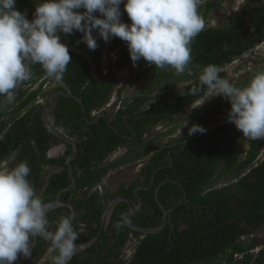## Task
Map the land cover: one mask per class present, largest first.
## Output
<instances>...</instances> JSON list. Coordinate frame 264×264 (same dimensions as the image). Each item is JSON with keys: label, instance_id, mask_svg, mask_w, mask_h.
Segmentation results:
<instances>
[{"label": "trees", "instance_id": "1", "mask_svg": "<svg viewBox=\"0 0 264 264\" xmlns=\"http://www.w3.org/2000/svg\"><path fill=\"white\" fill-rule=\"evenodd\" d=\"M22 1L23 6L30 9L32 19L35 6L41 0ZM200 1L203 4H199L197 11L203 20L221 5V0ZM126 20L131 23L127 13ZM232 20L233 23L220 28H206L204 24L203 30L190 45L192 60L183 73H177L170 66L157 68L142 59L136 82L146 85L128 101L126 108L113 114L115 119L108 115L100 117L95 123L83 117V109L88 119H93L91 111L110 101L117 79L113 77L99 82L91 75L89 60L69 50L72 61L67 65L62 79L81 98L83 104L61 95L56 109V122L65 126L69 136L81 139L78 142L79 152L72 161L78 186L67 195L76 200L81 211L79 224H88V232L80 235L77 241L90 240L100 230L106 203L99 198L98 193L91 192L92 188L113 167L134 161L149 152L146 149L138 155L103 166L104 159L126 142L124 135L131 134L135 128L136 140H141L142 135L153 126L162 120L174 121L177 113L184 112L186 106L203 95V92L191 94L192 88L200 87L199 77L195 78L186 71L193 69L200 72L210 64L220 69L264 41V0H247L245 8L232 16ZM81 38L82 33L78 31L71 35L61 34L63 43L86 47ZM102 44L103 39H97L98 47L90 50L100 68ZM110 49L118 53L114 69L124 67L131 60L126 43L120 38L113 37ZM31 70V78L22 82L14 94L22 86L34 84L46 74L40 64L32 65ZM219 74L225 77L226 71H219ZM192 78L191 83L181 84L182 80ZM155 90L158 92L154 95L152 93ZM122 92L123 88L120 87V99L124 97ZM43 93V84L35 90L24 92L14 112H10L13 104L6 105L7 98L0 96V165L14 154L17 159L10 162V169L21 162H27L31 170L27 179L35 193L39 191V197L44 202L55 198L61 189L71 184L66 160L73 146L68 145L64 155L48 156L50 143L52 140L57 141V138L43 123L42 104H35L38 96ZM230 107L227 99L217 98L190 114L188 128L194 124L200 125L206 129L204 133L171 140L168 147L161 143L157 145L159 151L149 160L145 168L148 177L143 183L148 185L152 180L153 188L139 193L144 201L140 216L144 219L139 224L149 228L161 224L163 209L160 201L170 213L166 227L149 234L134 231L137 238L145 236L137 244L133 256L126 259L123 250L130 240L131 229L126 224L129 204L120 202L105 238L109 244L115 238L116 244L110 245L104 253L101 249L95 252V256L84 259L81 253L76 252L69 264H264V248L259 252L251 251L259 244H264V239L251 237L256 228L264 223V156L261 157L264 139L249 138L246 151L244 144L247 138L227 120ZM124 115L128 117L127 122ZM109 119H112L111 122ZM80 127H88V130H78ZM45 165L59 166L62 170L49 174L46 181L48 171ZM225 176H230V182L239 178L226 186L216 187ZM157 186L159 201L155 199L154 192ZM84 189V195L79 197L80 190ZM129 189L122 185L121 192L134 194L133 189ZM135 199L138 201L137 196ZM62 216H70L67 208H58L50 212L47 218L57 221ZM53 226L56 227V224Z\"/></svg>", "mask_w": 264, "mask_h": 264}, {"label": "clouds", "instance_id": "2", "mask_svg": "<svg viewBox=\"0 0 264 264\" xmlns=\"http://www.w3.org/2000/svg\"><path fill=\"white\" fill-rule=\"evenodd\" d=\"M201 2L200 0H41L35 6L33 18L29 20L26 13L16 8V0H0V96H5L8 101H12L14 90L22 82L31 78V66L35 64H40L49 77L60 80L67 65L72 61L68 46L61 40V34L71 35L75 31L82 33V42L87 45L89 50H95L98 47L97 39L92 34L93 30H96L105 42L112 37H118L124 41L133 62L132 65L138 66V69L141 65L134 64L143 59L157 68L170 66L177 73H183L192 60L190 45L204 28L203 19L197 11ZM122 3L131 23L121 20L120 5ZM263 43L264 41L259 44ZM111 53L113 60L118 58L117 51H111ZM226 65L218 69L215 65L210 64L204 67L202 73L195 72L193 69L186 71L195 78L199 77L200 87L192 88L191 94L196 95L198 92H203L201 97L190 104L199 103L202 99L199 109L219 97L227 99L231 106L227 120L242 132L243 137L247 138L244 144V149L247 151L249 138L264 139V68L254 72L247 84L243 85L242 83L240 84L242 86L239 87L226 77L227 70L224 68ZM219 71H226L225 77L220 76ZM42 77L34 84L22 86L18 92L39 88V84L43 81ZM192 81L193 78L182 80L181 84L186 85ZM24 87L26 88L23 89ZM118 87L124 88L117 83V88L114 91L116 94L112 95L109 101L114 105L115 113L126 108L129 104L128 101L132 98L131 94L126 97V92L123 90L124 97L120 99ZM45 88L47 87L43 86V91ZM44 94L45 92L38 96L35 104L43 102ZM214 96L218 97L205 102ZM107 116L108 114H105L104 117ZM185 120L186 118L180 124ZM187 120L191 121L190 115ZM150 130L145 132V137H148L147 133ZM205 131L206 129L202 126L194 124L189 129V135ZM181 137L183 136L181 135ZM127 139L128 137L125 138L126 142L123 144H133L136 150L143 146L147 147L148 142L152 143L148 145L151 146L155 141L152 142L151 140L154 139L152 138L141 144L137 141L129 143ZM69 143L73 145L70 141ZM137 145H140L139 148L136 147ZM125 148L120 146L114 151V154L119 153L120 155V157L117 155V160L131 157L128 155L129 153H124ZM13 159L11 156L3 161L4 164L0 165V264H14L18 259V254L29 256L30 241L35 237H43L51 244V247L47 251L45 250L44 256L39 257L35 264H69L77 251L76 242H82L77 241L78 233L76 232L77 226L81 225L79 224L80 209L75 227L73 226L74 216H71V211L67 207L60 206L53 209L52 211L58 208H67L70 216L60 217L55 221V230L50 231L52 228L54 229V226L52 224L49 227L44 206L46 202L43 203L42 199L37 196L27 179L31 171L30 167L27 162H21L16 167L8 169V165ZM238 178L234 179L237 181ZM105 180L104 178L97 183L91 192L100 193L103 185H107ZM230 183H221L220 181L216 187H223ZM79 196H81L80 193ZM64 197L67 196L64 195ZM67 198L74 199L73 197ZM112 199L114 198H110V200ZM256 233L257 230L251 237H254ZM138 239L135 236H130V240L123 250L126 259L131 258L135 253L137 247L135 243ZM260 246H264V244H259L251 251L255 252L254 250ZM82 251H78V253ZM57 252L58 255H56Z\"/></svg>", "mask_w": 264, "mask_h": 264}, {"label": "flooded vegetation", "instance_id": "3", "mask_svg": "<svg viewBox=\"0 0 264 264\" xmlns=\"http://www.w3.org/2000/svg\"><path fill=\"white\" fill-rule=\"evenodd\" d=\"M207 0H203V2H206ZM200 4H203L202 2L200 3ZM246 4H247V0H246V3L243 5V7H242V9L241 10H237L236 11V13H233L232 15H230L229 17H227V19H226V21L225 22H223V23H221V24H217V23H215L214 24V22H210L209 21V19H210V16L213 14V12L215 11V9H219L220 10V8L219 7H216V8H214L211 12H210V14L203 20V22H204V24H205V27L206 28H209V27H213V28H220V27H224L225 25H230L231 23H233L232 21V16H234V15H237V14H239V12H241L244 8H245V6H246ZM24 4H23V1L22 0H16V8L19 10V11H21V12H23V13H26L27 14V18L29 19V20H31V16H32V14H31V11H30V9L29 8H27V7H25V6H23ZM199 6V5H198ZM86 48H88L87 46H86ZM142 59L141 60H139V61H137L134 65H136V64H138V65H141V63H142ZM113 63H112V69H111V75H110V77L107 79V80H110V79H112L113 77L114 78H116L117 79V83L118 84H120L119 83V72L122 70V68H120V69H118V70H116V69H114V66H115V64H116V62H117V59L115 58L113 61H112ZM130 62H131V64L130 65H132L133 64V62H132V60H130ZM201 71H203V70H200V72ZM202 73V72H201ZM42 82L39 84V86H41L42 84H43V86H46V87H48L49 89H47V90H45L44 92H45V94H44V99L45 100H43V102H41V103H39V104H42V106H43V110H42V116L44 115V114H46V116L48 117V119H49V121H50V123H51V125L59 132V133H61V136H64V137H58V136H56L55 134V137L57 138V141L56 140H52L51 141V143H50V147H49V150H48V156L49 157H59V156H61V155H64V153L66 152V150H67V148L69 147L68 145H71L70 143H69V141L67 140V139H73V140H75L76 142H77V144H78V142L81 140L80 138H78L77 136H72V137H70L69 136V134H68V132L66 131V129H65V126H63V125H59V124H57V119H56V109H58V105H59V99H60V97H61V95L62 96H65V97H67V98H73V97H68V96H66V95H64L62 92L63 91H65V89L62 87V85H60L59 84V82L54 78V77H49L47 74H45V75H43V77H42ZM107 80H105V81H107ZM104 81V82H105ZM54 83H56L54 86H50L49 84H54ZM121 86H123L124 88H123V90H124V92H126V88H125V86L121 83L120 84ZM26 87H24L23 89H25ZM116 88H117V84H116V87H115V90H116ZM119 88V87H118ZM128 89V88H127ZM72 90V89H71ZM114 90V91H115ZM141 90V89H140ZM139 90V91H140ZM72 92H73V90H72ZM74 93V92H73ZM114 94H116V92L114 93H112V95H114ZM112 95H111V97H112ZM132 95V97L133 96H137L138 95V92H136V93H133V94H131ZM78 97V96H77ZM73 99H75V98H73ZM111 99V98H110ZM3 100H5L4 98H3ZM76 100V99H75ZM78 101V100H77ZM6 103H9V102H6ZM9 104H12V103H9ZM9 104H7V105H9ZM82 105V104H81ZM30 108V107H29ZM114 109H115V107H114V105L112 104V102H107V103H105L103 106H101V107H97V110L95 109V110H92L91 111V115L93 116V119H88V117H87V114H86V111L83 109V111H84V118H86L90 123H95V122H97L99 119H100V117H104L105 116V114H108V115H111L112 116V119L114 118H116V116L115 115H113V114H115V112H114ZM49 110V112H47ZM38 111H40V110H38ZM13 112V111H12ZM24 112H25V110H24ZM119 112V111H118ZM177 114H180V113H177ZM176 114V115H177ZM176 115H175V120L174 121H172V123L173 122H175L176 121ZM7 118H9V116H7ZM111 119V120H112ZM124 119L126 120V122L128 121V117H126V115H124ZM110 120V121H111ZM162 121H168V120H162ZM180 121V120H179ZM43 123H44V125L47 127V124H46V122L44 121V119H43ZM129 124V123H128ZM189 124V121L187 120V121H185V122H182L181 124H180V127H181V125L183 126V129L181 130V134H182V136H186V135H189V128H188V125ZM81 128H83V129H85V130H88V127H80V128H78V130H81ZM89 128H91V127H89ZM125 136V138H127L128 137V139H127V142H132V141H137V142H139V143H144L145 141H147V140H145V133L142 135V137H141V140H135V139H137L136 137H137V131H136V129L134 128V129H132V131H131V134H129V135H124ZM129 138H131V139H129ZM170 141V140H169ZM170 145V143H165V144H163V146L164 147H168ZM73 146V149H72V152L70 153V154H72L73 152H74V145H72ZM78 146H79V144H78ZM120 146H122V147H126L125 148V150H124V153H126V154H128V155H130V156H135V155H138V154H140V153H142V152H144L145 150H144V146L143 147H140L138 150H136L135 149V147L133 146V144H131V145H127V144H120L118 147H120ZM131 146H133V147H131ZM152 147H150V148H148V153L147 154H145V155H143V156H140L137 160H135V161H127V162H125V163H123V164H120V165H118V166H115V167H113V168H115V170H112V172L111 171H109V173H108V175L105 177V182L107 183V185H108V187H107V185H103V187H102V189H101V192L100 193H98V195H99V198L104 202V203H106V205H107V203H108V201L110 200V198H115V197H117V196H120V195H128V196H130V197H132L135 201H136V199H135V196H137V198H138V200H139V193L143 190V191H145V192H147V191H149L150 190V188L152 189L153 188V181L151 180V182L148 184V185H146V184H144L143 185V183H145L146 182V180H147V175H148V172H146V170H145V168L147 167V165H148V162H149V160L159 151V148L158 147H156L157 146V144L155 145V147H154V145H151ZM117 147V148H118ZM79 148V147H78ZM116 148V149H117ZM116 149L115 150H113L105 159H104V161H103V166H105L106 164H108V163H110V162H113V161H115V160H117V155L115 156V154H114V151H116ZM79 152V151H78ZM55 154H57V155H55ZM69 154V155H70ZM68 155V156H69ZM68 156H67V158H68ZM115 156V157H114ZM13 158L16 160L17 159V155L16 154H14L13 155ZM125 159V158H124ZM119 160H122V159H119ZM11 162V161H10ZM66 163H67V160H66ZM133 163H137V164H139L141 167L138 169V175L136 174L134 177H132V180H129V181H127V180H122V181H120L119 183H117V184H115V186L113 187L112 186V184L111 183H113V179L111 180V176H113V174H120L121 172H123V170L125 169L123 166H126V165H129V164H133ZM68 166V165H67ZM48 167L50 168H57V167H59V166H51V165H48ZM112 168V169H113ZM160 167H157V169H159ZM8 169H10L9 167H8ZM156 169V170H157ZM59 170H62V168L60 167V169ZM115 171V172H114ZM115 176V175H114ZM155 176V173L153 174V177ZM233 180H235V179H233ZM138 181V184H136L135 185V182H137ZM236 181V180H235ZM164 182V181H163ZM163 182H161V184L163 183ZM72 183V182H71ZM160 184V185H161ZM71 185V184H70ZM122 185H125V187H126V189H128V188H130L129 190H131V188L133 189V192H134V194H131L129 191H127V192H121V187H122ZM77 186H78V180H77ZM135 186V187H134ZM62 190V189H61ZM60 190V191H61ZM158 190V191H157ZM59 191V192H60ZM86 190L84 189V190H80V195L81 196H79V197H82L83 195H84V192H85ZM138 191V192H137ZM58 192V193H59ZM152 192V191H151ZM154 192H155V199L156 200H158L157 198H156V194L159 192V186H157L156 187V190H154ZM37 196H40V194H39V191H37ZM58 195V194H57ZM64 195L65 196H67L68 195V193L67 192H65L64 193ZM57 197V196H56ZM141 198V197H140ZM159 198V197H158ZM52 199H54V198H52ZM52 199H49L48 201H50V200H52ZM141 200H142V207H141V209H139L138 210V212L135 214V215H133V217H132V221H133V223L134 224H136V225H138V226H142V225H140L139 223L140 222H142L143 221V219L144 218H140V216H141V212H142V210H143V205H144V201H143V199L141 198ZM44 202H47V201H44ZM43 202V203H44ZM121 202H123V201H121ZM136 202H138V201H136ZM120 203V202H119ZM118 203V204H119ZM117 204V205H118ZM160 204V206H161V208L163 209V220H162V222H161V224L159 225V226H161L162 224H163V221H164V216H165V211H167L168 212V210L163 206V204L160 202L159 203ZM117 205H116V207H117ZM116 207H115V209H116ZM115 209H114V211H115ZM50 212H52V210L51 211H49V212H47L46 213V215H48ZM128 212H129V206H128V210H127V215H128ZM113 214H114V212H113ZM113 214H112V216H113ZM127 215H126V218H127ZM169 215H170V213L168 212L167 213V218H168V220H169ZM80 218L81 217H79V220H80ZM111 219H112V217H111ZM111 222V221H110ZM55 223V221H50L49 220V227H51L52 226V224H54ZM126 224H127V226H128V223H127V220H126ZM167 224H168V222H167ZM167 224L164 226V227H166L167 226ZM86 225H88V224H86L85 222L84 223H82L78 228H76V231H77V233H78V237L80 236V235H85L88 231H87V226ZM95 225H96V223H95ZM110 225V224H109ZM109 225H108V228H109ZM264 225V223L261 225V226H263ZM261 226H259V227H257L256 228V230L258 229V228H260ZM101 227V226H100ZM129 227V226H128ZM55 228L56 227H54V229L52 228L50 231H54L55 230ZM108 228H107V230H106V232H105V234H104V236H103V239L96 245V246H93V247H91V248H88V249H85V250H83L82 252H80L81 253V257L84 259V258H86V257H90V256H95L97 253H95L96 251H99V250H101V252H106V250L109 248V246L110 245H112V244H116V239L115 238H113V239H111V241H110V244H109V242H107V241H105V238H106V234H108ZM130 228V227H129ZM131 230H130V236L131 237H133L134 236V231H138V230H134V229H132V228H130ZM259 230V229H258ZM99 232H100V230H99ZM98 232V233H99ZM97 233V234H98ZM96 234V235H97ZM39 238V240H38V243L37 244H35V238H32L31 239V241H30V243H31V251H30V255L29 256H27V257H25L24 255H22V254H18V259L14 262V264H35V262L38 260V258L39 257H43L44 256V251L46 250L47 251V249L49 248V247H51V244H50V241H47V240H44V241H42L43 239V237H38ZM142 239V236L137 240V243L140 241ZM262 239H264V238H262ZM82 242H84V241H82ZM137 243H135L136 245H137ZM135 245V246H136Z\"/></svg>", "mask_w": 264, "mask_h": 264}, {"label": "rangeland", "instance_id": "4", "mask_svg": "<svg viewBox=\"0 0 264 264\" xmlns=\"http://www.w3.org/2000/svg\"><path fill=\"white\" fill-rule=\"evenodd\" d=\"M245 3H246V0H221V5L219 7L220 10L218 8L215 9L213 14L210 16L209 21L211 23L214 22V24L215 23L221 24V23L226 21L227 17H229L233 13H236V11L238 9L241 10ZM130 63L126 64V66L119 72V76H118L119 77V83L120 84L122 83L125 86L126 90L128 88V90L125 93L126 97H128L130 94L137 92L144 85H146V83H143V82L142 83H136L135 82L138 66L130 65ZM224 68H225V70H227L226 77L228 79H230V81L233 84H235L236 86L242 84L249 77H251V75L254 72H256L259 69L264 68V43L259 44L256 48H254L253 50H251L250 52H248L246 54H243L242 56H240L239 58L234 60L232 63L226 65ZM55 84L56 83L49 84V85L52 87ZM36 87H37V85H36ZM47 89H49V88L47 87L44 90H47ZM23 91H26V90H23ZM23 91L15 93L14 99L12 101L6 100V102L13 104V106H11V108H10V112L15 111V107H16V105L19 104V99L24 93ZM157 92L158 91L155 90L152 94L155 95ZM114 97L116 98V95ZM114 97L112 98V101L114 100ZM217 97L218 96L211 97V98L205 100V102L208 100L217 98ZM43 100H45V99L43 98ZM201 102H202V99L199 101V103H194V105L190 104L185 109L183 114L180 113V114L176 115V121L175 122L172 123L169 121H162L161 123H159L155 128L151 129L147 133L148 137H146L145 140L149 141L150 139L154 138L151 141L155 140L154 144H153L155 146L156 144L158 145L159 143H161V144L168 143L169 140L170 141L171 140L176 141L177 139H180L181 135H182L181 130L183 129L182 125L180 127V122L184 118H186V120H187L189 115L192 114V112H194L196 109H198V107H200L202 105ZM9 103H6V105ZM12 104H9V105H12ZM21 113L23 114L24 111H22ZM6 118H7V116H6ZM168 131H170V132L167 133V135L165 136L164 134ZM139 146L140 145H137L136 147L139 148ZM150 147H152V146L144 147V150H146V149L148 150V148H150ZM116 155H119V153H116L115 156ZM263 156H264V149L262 150V157ZM118 157H120V155ZM3 164H4V162H3ZM123 167L125 168L123 170V172H121L120 174H113V176L110 177L111 180L113 179V183H111L113 187L115 186V184L119 183L120 181H122L124 179L127 181L132 180V177H134L136 174L138 175V169L141 166L137 163H133V164H129V165H126ZM59 169H60V167H57V168H51L50 167L49 168L48 166H45V170L48 171V172H46V176H47L46 181L48 179L49 174H51L52 172H55ZM112 170H115V168ZM229 177L230 176L224 177L221 180V183H230ZM233 181L234 180H232L231 182H233ZM40 190L42 191V189H40ZM258 229H257V233L255 234V236H257L260 239L264 238V225ZM125 252H126V249H125Z\"/></svg>", "mask_w": 264, "mask_h": 264}, {"label": "water", "instance_id": "5", "mask_svg": "<svg viewBox=\"0 0 264 264\" xmlns=\"http://www.w3.org/2000/svg\"><path fill=\"white\" fill-rule=\"evenodd\" d=\"M120 8H121V12H122L121 20H122V22H127L126 11H124V4L123 3L120 5ZM92 34L95 38L102 39L99 36L97 31L93 30ZM112 39H113V37L110 38L107 42H105L103 40L102 52H101V68H100L99 63L96 60L95 56L91 53V51L88 48L82 47L78 44H69V43H65V44L68 46L69 50L80 53L83 56H85L91 64V75H92V77L95 78L96 80H98L99 82H104L111 75L113 55L111 53L110 45H111ZM57 81L65 89V91L62 92L64 95H66L68 97H73L82 103L81 99L79 97H77L72 92L69 85L62 78L60 80H57ZM47 112H49V110ZM43 119L46 122L47 126L50 128V130L55 135H57L59 137H64V136H61V133H59L55 128L52 127V125H51L48 117L46 116V114L43 115ZM67 140L70 141L74 145V152L72 154H70L67 158V165L69 167V173L71 175L72 183H71V185H68L67 187L63 188L58 193L57 197L54 200L44 203V206H45V212L46 213L57 208V207H60V206L67 207L71 211V216H74L73 226L75 227L77 219H78L79 214H80V211H79V208H78L76 201L72 198L64 197V193L71 191V190H74L77 187V177L74 175L72 160H74L75 157L77 156L79 149H78V144L75 140H72V139H67ZM156 198L159 201L158 193L156 194ZM121 201H126L129 204V212H128L126 220H127L128 225L134 230H138V231H141V232L146 233V234L156 233V232L161 231L168 222L167 211H165L164 221H163V224L161 226H158L155 228H149V227H143V226H138V225L134 224L132 221V217H133V215H135L138 212L139 209H141L142 200L139 197L138 202H136L132 197H130L128 195H120V196H117L114 199L110 200L109 203L107 204V206H106V208L102 214V217H101L100 232L93 239H91L89 241L80 242V243L76 242V244L78 246L76 252L88 249L90 247H93V246L97 245L103 239V236H104V234L108 228V225L110 224L114 209H115L116 205ZM159 203H160V201H159ZM38 240H39V238L35 237V244L38 243Z\"/></svg>", "mask_w": 264, "mask_h": 264}, {"label": "built area", "instance_id": "6", "mask_svg": "<svg viewBox=\"0 0 264 264\" xmlns=\"http://www.w3.org/2000/svg\"><path fill=\"white\" fill-rule=\"evenodd\" d=\"M261 248H264V246H260V247L256 248L254 251L258 252Z\"/></svg>", "mask_w": 264, "mask_h": 264}, {"label": "crops", "instance_id": "7", "mask_svg": "<svg viewBox=\"0 0 264 264\" xmlns=\"http://www.w3.org/2000/svg\"><path fill=\"white\" fill-rule=\"evenodd\" d=\"M55 155H57V154H55Z\"/></svg>", "mask_w": 264, "mask_h": 264}]
</instances>
